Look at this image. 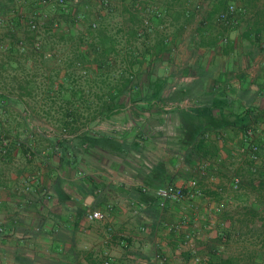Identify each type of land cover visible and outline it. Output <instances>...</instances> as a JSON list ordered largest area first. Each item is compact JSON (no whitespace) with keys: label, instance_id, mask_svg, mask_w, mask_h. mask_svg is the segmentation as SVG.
Instances as JSON below:
<instances>
[{"label":"rangeland","instance_id":"rangeland-1","mask_svg":"<svg viewBox=\"0 0 264 264\" xmlns=\"http://www.w3.org/2000/svg\"><path fill=\"white\" fill-rule=\"evenodd\" d=\"M38 1L19 0L12 16L15 19L11 21L6 14L0 16V159L8 157L10 161L13 155L22 157V164L28 170L23 175L24 187L38 174L42 175V164H49L47 160L57 153L76 159V171L82 170L85 176L98 175L95 171H104L105 166L116 169V151L90 147L84 136L109 135L116 140V132L121 137L123 130L128 145L138 144L150 159H166L169 175L161 183L193 177L202 189V196L192 209L169 204L163 211L164 220L169 224L184 214L189 218L184 231L168 234L169 264H193L191 247L202 263H207L213 252L236 253L244 241H256L252 228L243 225L241 220L248 208L264 212V191L258 195L254 188L259 173L264 170V32L257 34L249 24L262 0H226L225 4L219 0H174L169 4L164 0H139V6L136 0H108L107 6L100 4V0H76L67 2L70 17L57 9L56 0H50L47 6L37 4ZM230 3L237 7L238 13L236 23L227 27L216 16ZM146 5H153L159 15L150 19L152 30L133 39V47L146 53V58L136 66L134 83L144 89L149 81L167 77L163 102L143 107L129 104L126 110L110 119L96 120L70 134L58 122L62 101L52 93L42 96V89L49 85L48 78L53 79L59 67L58 54L54 56L53 50L47 48L41 65L23 49L34 37L30 21L37 23L39 31H43L41 27L51 18L63 28L73 21L74 29L96 22L109 33L120 36L119 30L124 28L129 13L135 14L134 8L141 12ZM134 25L141 26L139 16L135 17ZM54 31L46 32L47 43L55 41ZM42 37L43 33L39 34L36 41ZM210 55L219 57L217 64L210 63ZM225 61L229 64L226 70L222 64ZM217 67L223 68L221 77L215 74ZM193 75L199 76L197 80L204 85L217 81L231 87L201 91L195 85L186 92L180 88L170 90L186 76ZM72 76L75 84L87 88L86 78L78 73ZM230 81L240 83L233 86ZM251 85H258V89ZM29 90L31 94H26ZM214 93L233 100L221 98L227 102L214 105L209 101ZM16 95H21L22 102L10 98ZM85 115L86 112L82 113L78 125ZM245 129L252 130L251 142L258 146L255 161L239 153L244 145L239 134ZM204 133L209 138L206 146L198 149L196 142ZM166 147L169 151L163 149ZM217 151L225 156L217 159L218 154L210 160L208 168L201 170L199 164L206 160L201 159L204 153L213 157ZM250 168L256 170L251 172ZM234 177L240 180L238 188L232 187ZM216 203L222 204L220 212L214 211ZM187 234L189 238L185 237Z\"/></svg>","mask_w":264,"mask_h":264},{"label":"crops","instance_id":"crops-1","mask_svg":"<svg viewBox=\"0 0 264 264\" xmlns=\"http://www.w3.org/2000/svg\"><path fill=\"white\" fill-rule=\"evenodd\" d=\"M18 1L0 0V16L6 14L11 21ZM218 59L213 55L208 57L212 64H217ZM222 64L226 70L228 61ZM217 70L216 76L221 77L223 68L217 67ZM197 79L200 80L199 76H186L170 90L180 88L186 92L195 85L201 91L225 87L229 90L231 87L217 81L204 85ZM251 88L258 89V85H251ZM209 98L211 103L220 104L233 100L215 93ZM130 122H134L133 119ZM120 132L121 137L116 132V141L125 147L122 145L123 149L116 150V169L107 166L104 171L95 169L98 175L94 176L76 171L74 163L77 161L69 154L61 157L57 153L47 160L49 164H42V175L38 172V177L24 187L23 175L28 170L22 164V157L13 155L11 162L8 157H1L0 264H103L106 254L111 257L110 264H169L168 234L178 232L169 229L164 212L152 208L138 192L140 185L146 184L148 175L156 174L158 165L160 176L167 177L168 162L164 157L150 159L139 145L137 148L128 145L124 137L126 132ZM163 149L169 151L168 147ZM220 153L217 151L213 157L219 154L217 159H222L225 155ZM213 157L206 155L201 159L213 161ZM97 162L104 165L100 160ZM182 182L180 179L174 181L176 184ZM136 199L145 202V206L133 205ZM109 200L115 202V207L104 220L94 223L85 220L88 206L102 207Z\"/></svg>","mask_w":264,"mask_h":264},{"label":"trees","instance_id":"trees-1","mask_svg":"<svg viewBox=\"0 0 264 264\" xmlns=\"http://www.w3.org/2000/svg\"><path fill=\"white\" fill-rule=\"evenodd\" d=\"M145 1L151 2L153 0ZM164 1L169 4L174 0ZM225 1L219 0L221 4H225ZM57 9L61 13H65L67 17H70L69 10L65 11L60 7H57ZM257 9L254 19L249 24L255 27L257 34H260L264 32V0H262L261 5ZM133 11L135 14L129 13L128 19L124 21V28L119 30L121 31L120 36L109 33L104 27L97 24L93 26V22L83 25L81 29H74L72 26L75 23L71 21L69 27L63 28L60 23L54 24L55 19L51 18L45 19L44 27H41L43 31L32 29L35 32L34 37L23 46L26 54L40 61L41 65H43L47 48L53 50L52 54L54 56L58 54L56 62H58L59 67L56 69L53 79L44 77L45 79L48 78L49 85L46 86L47 88L42 89V96H49L52 93L55 98L62 101L63 110L60 113L58 122L63 129H68L70 134L96 120L110 119L112 116L126 110L129 104L143 107L144 105L153 106L163 102V89L167 84V77L149 81L144 89L134 83L136 66L141 60L146 58V53L145 51L139 52L133 47V39L146 34L149 29L144 26L140 10L134 8ZM137 16L140 18V27L134 25V20ZM53 29L55 31L52 36L55 37V41L47 43L46 32L53 31ZM150 29L152 30L151 25ZM42 33L44 37L36 41L35 37ZM74 73L86 78L87 88L73 82L72 74ZM26 94H31L30 90ZM6 97L9 98V96ZM91 97L95 98L96 102ZM10 98L22 102L21 95L10 96ZM56 112L58 113L59 111ZM84 112L87 115L84 116V121H81V124L78 125ZM262 112L264 113V110ZM242 135L243 132L239 134L241 144L243 143ZM208 138V134L204 133L197 140L196 148H204ZM84 139L89 141L90 147L93 146L94 148H110L112 151H120L124 146L109 135L99 137L84 136ZM134 147L137 148L138 144H134ZM205 156L206 153H204ZM207 162L208 168L210 160L208 159ZM159 166L156 174L148 175L144 186L153 189L164 184L173 183L160 182L164 179V176H160ZM250 170L254 172L256 169L250 168ZM254 186L258 195H261V191H264V170L259 173V179ZM138 192L143 196L141 199L147 200L152 208L158 209V201L153 195L143 192L140 187ZM242 217V224L252 228V236L257 240L244 241L236 253L213 252L206 264H264V212L248 208ZM227 238H229V235Z\"/></svg>","mask_w":264,"mask_h":264},{"label":"built area","instance_id":"built-area-1","mask_svg":"<svg viewBox=\"0 0 264 264\" xmlns=\"http://www.w3.org/2000/svg\"><path fill=\"white\" fill-rule=\"evenodd\" d=\"M68 1H76V0H56L55 4L57 7L62 8L65 11L69 10V7L67 5ZM139 0H136L135 4L139 6L138 4ZM100 4L107 6L108 0H100ZM37 4L47 6L50 4V0H39ZM143 16V22L144 26L150 30L151 21L150 19L154 15H159V11L156 10V8L153 5H146L142 7V11L140 12ZM237 7L230 3L226 6V8L219 12L216 16V19L223 23L227 27H231L236 23V17H237ZM30 26L33 29H36L37 23L33 20L30 21ZM93 26L96 25L95 22L92 24ZM226 41V38L223 39ZM171 104V103H170ZM243 135V147L240 148L239 153L241 152L244 156H246L250 161H255L258 158V146L251 142L252 140V130L251 129H245L242 131ZM207 136V135H205ZM220 138V137H217ZM5 144V143H4ZM208 165V162L206 160L201 161L199 164V167L201 170L206 169ZM240 185V180L237 177H234L232 179V187L238 188ZM140 188L143 192H147L151 195H153L157 201H158V208L160 211H164L166 207L169 204H179L183 205V207L192 209L194 206V202L202 196V189L199 186L197 180L195 178H189L186 181H183L181 184L176 183H170V184H164L162 186L156 187V188H148L144 185H140ZM133 205H139L141 207L145 206V202L136 199L132 201ZM115 207L114 201H106L103 203L102 207H88L85 211L84 218L88 223H94L99 222L105 219V217L110 214ZM214 211L220 212L222 210V204L216 203L213 204ZM189 218L187 215H182L181 218L175 222L169 224V229L180 232L184 228L186 224H188ZM141 230H143V227H141ZM2 231V227L0 226V233ZM109 233V232H108ZM186 238H189L190 235L187 234L185 236ZM109 238V236H108ZM121 244L124 245L125 243L121 241ZM190 255L191 260L193 264H206V262L201 261L200 257L196 255L195 249L193 247L190 248ZM111 257L106 254L103 257V264H110ZM164 262V260H163Z\"/></svg>","mask_w":264,"mask_h":264}]
</instances>
